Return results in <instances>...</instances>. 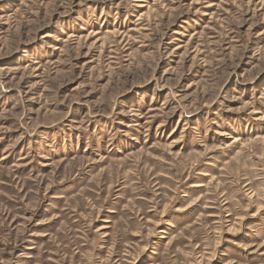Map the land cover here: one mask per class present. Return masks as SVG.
I'll use <instances>...</instances> for the list:
<instances>
[{"label": "rangeland", "instance_id": "obj_1", "mask_svg": "<svg viewBox=\"0 0 264 264\" xmlns=\"http://www.w3.org/2000/svg\"><path fill=\"white\" fill-rule=\"evenodd\" d=\"M0 264H264V0H0Z\"/></svg>", "mask_w": 264, "mask_h": 264}]
</instances>
